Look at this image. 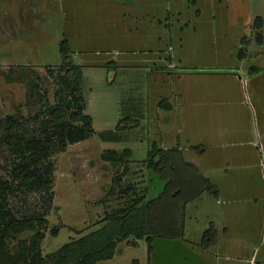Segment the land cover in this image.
I'll return each mask as SVG.
<instances>
[{
    "label": "rangeland",
    "instance_id": "374dc122",
    "mask_svg": "<svg viewBox=\"0 0 264 264\" xmlns=\"http://www.w3.org/2000/svg\"><path fill=\"white\" fill-rule=\"evenodd\" d=\"M9 20L18 27L12 37ZM62 44L81 71L93 128L65 150L46 112L58 104ZM11 133L50 138L42 161L53 164L48 191L20 186L10 174L13 143L0 145L9 208L47 219L44 254L100 227L106 213L144 191L153 142L179 147L217 195L205 191L186 205L183 236L150 245L130 237L96 264L264 260V0H0V139ZM125 148L131 157L118 168L101 157ZM127 185L134 190L121 192ZM228 240L238 246L221 247Z\"/></svg>",
    "mask_w": 264,
    "mask_h": 264
},
{
    "label": "trees",
    "instance_id": "16d2710c",
    "mask_svg": "<svg viewBox=\"0 0 264 264\" xmlns=\"http://www.w3.org/2000/svg\"><path fill=\"white\" fill-rule=\"evenodd\" d=\"M61 49L66 68L59 75L62 85L56 95L58 104L46 112L53 122L56 144L65 150L68 144L87 139L93 128L91 116L84 111L81 71L65 53V44ZM8 119L11 120L9 124L16 122L12 115ZM2 142L13 143L17 156L10 170L12 178L18 179L20 186H26L29 191H48L53 182L50 175L53 164L42 165V161L51 155L50 138L44 142L41 138L25 139L18 133H11L0 139V145ZM101 157L118 168L125 158L131 157V150L125 148L119 154L116 149H108ZM143 162L149 171L150 183L140 195L106 213L100 227L46 254L42 252L41 241L45 236L42 227L47 219L37 213L16 217L7 199L11 185L0 179V264H96L112 258L117 243L128 241L130 237L145 238L150 245L154 237L183 236L186 205L205 191L217 195L218 189L195 163L184 158L178 147L164 148L152 142ZM127 190L133 191L134 186L127 185L121 192ZM49 194L51 197L52 193ZM24 235V239L20 238ZM10 240H17L18 246L11 249Z\"/></svg>",
    "mask_w": 264,
    "mask_h": 264
},
{
    "label": "crops",
    "instance_id": "0c3cea01",
    "mask_svg": "<svg viewBox=\"0 0 264 264\" xmlns=\"http://www.w3.org/2000/svg\"><path fill=\"white\" fill-rule=\"evenodd\" d=\"M11 20H9V22H8V24H9V26H5V30H8V37H12L13 35H12V31H14L15 29L17 30V28H15L14 26L16 25L17 26V24L14 22V21H11ZM11 25V26H10ZM16 30H15V32H16ZM5 39V38H4ZM16 41V40H15ZM19 41V40H18ZM23 45V44H22ZM223 130V129H222ZM256 136L258 137V138H260V134L259 133H257L256 132ZM160 146V145H159ZM161 147H164V146H161ZM164 148H167V147H164ZM179 148V147H178ZM238 156V155H237ZM192 162V161H191ZM194 163V162H193ZM199 168V167H198ZM199 170H200V168H199ZM201 171V170H200ZM202 172V171H201ZM208 177V176H207ZM220 242H218V244H219ZM226 243H227V248L229 247V248H231L232 250H234V248L235 247H237L238 246V243H236L235 244V242L233 243H231L229 240H228V242L227 241H223V243H222V245H221V247H223L224 245H226ZM218 244H217V247H218ZM220 247V248H221ZM236 250H238V248H236ZM254 254H252V256H253ZM251 256V257H252ZM255 264H264V260H257V259H255Z\"/></svg>",
    "mask_w": 264,
    "mask_h": 264
},
{
    "label": "built area",
    "instance_id": "2783aa9c",
    "mask_svg": "<svg viewBox=\"0 0 264 264\" xmlns=\"http://www.w3.org/2000/svg\"><path fill=\"white\" fill-rule=\"evenodd\" d=\"M249 264H255V260L253 259V256L249 259Z\"/></svg>",
    "mask_w": 264,
    "mask_h": 264
}]
</instances>
